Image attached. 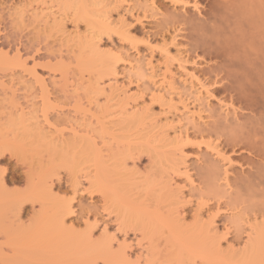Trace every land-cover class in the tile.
I'll return each mask as SVG.
<instances>
[{"label": "rangeland", "instance_id": "rangeland-1", "mask_svg": "<svg viewBox=\"0 0 264 264\" xmlns=\"http://www.w3.org/2000/svg\"><path fill=\"white\" fill-rule=\"evenodd\" d=\"M186 1L0 0V264H264V210L228 206L261 160L212 129L237 95L164 21L202 24L205 3Z\"/></svg>", "mask_w": 264, "mask_h": 264}, {"label": "bare ground", "instance_id": "bare-ground-1", "mask_svg": "<svg viewBox=\"0 0 264 264\" xmlns=\"http://www.w3.org/2000/svg\"><path fill=\"white\" fill-rule=\"evenodd\" d=\"M91 1L94 3L93 5L98 6V8H99V6H103V7L110 6V2L108 4V0H91ZM199 1H202L203 3H205V6L207 8V10L204 11L205 12L204 18H206V19H204L205 21L202 22V24H200V22L195 23V22L187 21V20L183 21L184 19L183 20H180L179 18L176 19L175 16L167 18L164 21L166 23H169V24L170 23H174L175 25L179 24L178 25L179 27H180V25L182 27L188 26L187 31L191 34L193 47L196 50H199V52H202L205 59L206 58L210 59V60L214 59L215 61L219 62V65L214 66L215 67L214 68L215 69V71H214L215 76H216V78H219L217 82H221L222 84H224L222 87L224 90L231 91L237 95L236 101L239 104V107L226 109V111H228V113L225 116L226 119L224 121H217V122H214L212 124V129H214L215 135L217 136L216 138H220V139L222 138L223 141L225 142L226 146H232L234 149L237 148L239 150L240 149L245 150V151L247 150V151L251 152L253 155H255V157H258L257 159H260L261 162L263 161V163L258 162V161H257V163H256V161L251 163L254 172L248 173L249 175H248L247 179L242 178L239 181H236V183L232 184L236 191L234 193V196L229 193V197L232 196L233 199L231 200V203L228 204V206L232 207L236 204H240L244 201L245 198H247L249 203H250L251 208H253V209L260 208V209L264 210V189H261V188H264V0H195V5L199 6V4H198ZM190 2L191 1H189V0L186 1L185 5L189 6V4H191ZM112 4H114V3H112ZM45 7H46V5H45ZM195 8H196V6H195ZM49 9H51V8H49ZM49 9H47V10H49ZM25 10H27V9H25ZM31 10H33V9H31ZM42 10H44V9H42ZM42 10H40V11H42ZM51 11H53V10H51ZM55 11H58V10H55ZM103 11H102V8L99 9V11L96 15L98 18L96 22L99 23L100 25H102V27L105 26V28H108V27L113 28V26L116 27L118 24L115 23V19L112 20V18H113V17H111L112 14L110 15V14L103 12ZM22 12H20V13H22ZM35 12L36 11L34 10V13ZM42 12H44V11H42ZM53 12H52V14L49 13V15L51 14V17L55 16L52 19L55 18L54 20L56 21V19L58 18L57 17L58 14L56 16ZM26 14H24V15H26ZM35 14H37V12ZM24 15H21V16L23 17ZM46 15H47L46 13L44 15H41V16H43L42 20H44L43 18H45ZM61 15H59V16H61ZM48 18L46 19L47 21H48ZM47 21L45 22L46 24L49 22V21L48 22ZM55 21H54V23H55ZM56 22L58 23L59 20H57ZM54 23H53V25H55ZM57 23H56V25L59 26V24H57ZM59 23H61V22H59ZM53 27H56V26H53ZM88 28H87V30H88ZM110 28H108V29H110ZM91 30H93V28ZM91 30H90V32L88 31V34L91 33ZM85 34H86V32H85ZM93 34L95 35V31L91 35H93ZM93 37H90V40H89V37L87 38L88 40L86 41V43L84 45V47L86 46L84 48V50L87 49V50L91 51L95 57L97 56L98 59L101 58L100 60L102 61L103 59H105V58H103V54H105V53L102 54L101 52H99L100 44L98 46L96 41H95L96 43L94 44ZM79 39H81V38L79 37ZM82 39H84V38H82ZM75 41H77V40H75ZM80 45H82V43H80ZM107 57H109V56H107ZM103 62H104V60H103ZM154 82H152V83L154 84ZM95 83H97V82H95ZM100 87H102V86H100ZM100 87L98 90V88H96V85H95L94 88H96V89H93V90H98V92L100 94L99 96L101 97V96H103L102 94H104L107 90H104V88L106 86H104V88L103 87L100 88ZM45 88H47V86ZM112 88H114V87H112ZM112 88H110V89L112 90ZM47 89H49V88H47ZM42 90H43V88H42ZM112 91H114V90H112ZM44 92H46V91H44ZM119 92H120V94L119 93L118 94L121 96V91H119ZM169 92H170V90H169ZM96 93H97V91H96ZM108 93H110V90ZM46 94H47V92H46ZM112 95H113V93H112ZM114 95H113V98H114ZM107 97L109 98L110 96L107 95ZM118 97L116 96V99ZM105 99H107V98H105ZM97 100L98 99H96L95 101H97ZM116 101L114 100L113 102H116ZM118 101H120V100H118ZM98 102H100V101H98ZM90 103L92 105L93 102H90ZM127 104H129V103H125V106ZM99 105L97 104V106H99ZM115 105H117V103ZM121 106L122 105H120L119 107H121ZM125 106L124 107L122 106V110H123V108L125 109ZM231 106H233V105L231 104ZM104 107H106V106H104ZM126 107L128 109L129 106H126ZM131 107L132 106H130L129 108L132 109ZM127 109H125L124 111L127 112ZM242 109L249 112L250 114L249 115L248 114L246 115L243 113L239 114L238 110H242ZM88 110H91V109L89 108ZM99 111H101L100 108H99ZM124 111H122V113H124ZM86 114H87V112H86ZM86 114L84 116H88ZM229 115H233V116H235V118L233 120H228L227 117ZM44 116L45 115H43L42 117H44ZM128 116H130V114ZM96 117H98V116L96 115ZM37 118H38V116H37ZM37 118H35V119L38 120ZM99 118H100V116H99ZM103 118H105V116ZM132 119H134V118H132ZM134 120H136V119H134ZM239 120H244V121L242 123H239ZM43 121H45L44 118H43ZM46 121L48 122L49 120L46 118ZM102 121L104 122L105 120H102ZM125 121H129V120H125ZM35 124H37V123H35ZM73 130H75V129L73 128ZM76 132H77V130H76ZM114 137H116V135ZM141 137H143V136H141ZM157 141H159V140H156V142ZM166 144H167V142H166ZM158 145H160V144H158ZM127 146H129V145H127ZM160 146H162V145H160ZM156 147H157V145H156ZM165 147H166V145H165ZM204 175L206 177L207 194L213 195V198L221 195L220 191H219V187L217 188L216 183H215L216 182L215 181V175H216L215 168L214 167L205 168ZM137 177L140 178L141 176L140 177L137 176ZM135 180H137V179H135ZM227 186H228V184H227ZM229 186H230V184H229ZM258 199L260 200V202H255Z\"/></svg>", "mask_w": 264, "mask_h": 264}]
</instances>
